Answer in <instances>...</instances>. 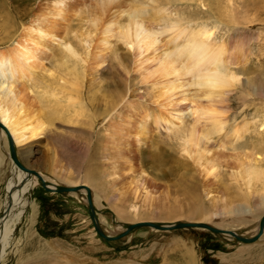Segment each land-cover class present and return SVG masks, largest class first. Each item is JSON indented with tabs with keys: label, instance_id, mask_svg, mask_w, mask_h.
I'll return each instance as SVG.
<instances>
[{
	"label": "bare ground",
	"instance_id": "obj_1",
	"mask_svg": "<svg viewBox=\"0 0 264 264\" xmlns=\"http://www.w3.org/2000/svg\"><path fill=\"white\" fill-rule=\"evenodd\" d=\"M93 2L90 12L99 15H93L94 17L88 20L91 30L84 34L69 32L68 29L61 35L54 26L45 29L44 22L50 12L56 9V13L60 14L62 10L60 4L63 1L51 0L45 14L31 16L28 24L20 29L19 36L8 34L4 37L5 41L10 40L7 48H0V165L4 155L10 159L7 168L10 176L6 181L8 199L3 204L4 209H9L15 203H23L22 194L37 182L45 188L50 186L51 188L47 189L51 191H57L59 187H69L50 182L41 172L24 167L16 151L19 146L29 148L31 142H40L41 139L55 136L53 127H49L54 121L52 114L58 111L67 114V117L63 115L65 121L82 124L83 129L88 127L84 132L94 136L96 147L88 142L70 141L68 146L76 158L85 155L92 147L98 149L97 154L103 171L99 172L98 179H95V188L97 192L102 191L99 194L107 203L114 202L116 192H113V188L117 183H121V190L117 195L121 196L120 198L123 199L122 195L128 193L137 199V203L142 201L145 205L148 201L149 205L156 204L151 203L154 200L151 194L162 185L146 173L141 162L143 147L150 146L156 138L174 151L173 153L176 152L182 162L191 166L190 178L196 175L206 183L210 180L222 181L223 174H227L225 185L228 188H242L244 191L252 189L258 183L264 185V119L259 120L255 118L256 115L251 116L249 120L242 119L241 123L236 122L238 112L233 110L232 104L235 98L240 102L242 109L258 99H264V89L254 84L257 79L248 76L243 78L241 74L252 58H257L255 60L260 62L259 57L264 54V34H261L259 29L257 35L245 34L241 32L244 29L239 27L245 23L246 28V25L251 23L247 21V17L252 14L251 21L259 20L262 9L264 11L263 5L259 4L261 9L255 8L252 13H247L240 11L244 0H132L127 9L117 6L114 0ZM181 2L195 3L199 17H186L181 10ZM254 4L252 2V5ZM208 7L209 12L214 13L212 16L204 11V8ZM97 16H103L101 24ZM204 16L206 20L202 19ZM17 29L18 27H15V30ZM233 32L236 33L235 36L232 35ZM238 33L242 35H237ZM2 39L0 37V42ZM41 41L49 46L46 50L35 48ZM54 47L57 48L56 55L52 52ZM42 61L48 64L56 63L54 66L60 71L58 76H54L53 70L49 71L48 79L46 78L49 82L44 83V88L48 91L43 94H49V97L53 98L52 106L42 115L49 125H45L41 117L31 120L28 108L17 89V85L25 80L30 82V87H27V83L24 85L27 88L26 94H35L32 88L40 83L35 70L44 63ZM113 62L124 71L120 72L121 74L125 73L127 78L136 80L135 84L126 86L122 93H109L101 86L100 75ZM249 96L251 98H248ZM247 133L248 137L254 138L252 141L249 138L253 146L248 147V151H241L245 146L240 144ZM6 140L7 149L4 148ZM155 147L159 148V143H155ZM227 156H233L237 170L223 168L226 166ZM156 158L175 159L174 156L165 157L161 151ZM178 176L183 178L181 173ZM180 178L177 179L179 182L186 180ZM82 184L85 186L80 191L94 196L95 189L88 185L89 182ZM69 191L72 190L63 193ZM105 191L107 192L103 193ZM162 194L165 199L168 193L162 191ZM89 195L87 202L92 206ZM258 198L264 204V194ZM137 203L128 205L130 215L139 212L140 204L137 206ZM157 204L159 207V203ZM242 207H245L246 211L250 210L249 205L241 203L219 210L231 215L241 212ZM103 210L109 213L115 211L109 207ZM90 212L93 215L95 213L92 210ZM9 215L12 213L3 215L4 227L2 226V231L0 229V259L11 231L9 224L7 226L9 221L6 220ZM19 216L20 213L15 218ZM263 217L264 214L260 222ZM248 218L247 216L246 219ZM177 220L171 223L166 221L163 225L154 221L151 222L154 226L150 227H188L180 225L182 222ZM237 221L241 220L236 219L235 222ZM92 222L93 225L94 222L100 225L95 216ZM112 222L116 229L114 234L122 232V236L138 228L129 229L128 226L135 224L128 223L129 221ZM205 225L207 224L203 226ZM257 226L256 231L260 230V223ZM263 226L264 221L261 234ZM153 228L151 229L157 230ZM217 229L222 230L218 233L227 236L231 241H240L237 239V236H241L238 232ZM250 247L243 250L249 251Z\"/></svg>",
	"mask_w": 264,
	"mask_h": 264
},
{
	"label": "rangeland",
	"instance_id": "obj_2",
	"mask_svg": "<svg viewBox=\"0 0 264 264\" xmlns=\"http://www.w3.org/2000/svg\"><path fill=\"white\" fill-rule=\"evenodd\" d=\"M50 1L51 0H0V37L3 38V41L1 40L0 42L1 50L7 48L6 46L9 45L10 42V40L5 41L4 37L8 34H17V36H19L21 34L20 29L28 24L31 20V16L35 14L43 16L45 14L44 12ZM59 1H63V3L60 4V6H62L60 7L62 8L61 13L57 14L56 9H53L44 22L45 29L54 26L56 31L61 35L68 31V29L69 32H75L77 34H84L86 31L91 30L88 20L94 17L93 15H99L94 12L91 13V4H94L93 0ZM244 1L245 2L240 7V11L252 13L255 8L261 9L259 4L263 5L262 8H264V0ZM129 2L132 3V0H114L117 6L125 9L129 8ZM252 2L255 4L252 5ZM181 4V10H183L182 12L186 17H189V15L191 18L199 17L197 14L198 6L195 3L181 2ZM204 11L209 13L208 15L210 16L214 14L209 12V7L207 9L204 8ZM262 12L259 20L256 22L251 21L253 14L247 17V21L251 23L246 25L247 29L244 28L245 23L240 24L239 27L244 29L241 30V32L245 34L254 33L257 35L256 32H258L257 30L259 29L261 30V34H264L263 9ZM97 17L101 24L103 22V16ZM202 19L206 20L207 18L204 16ZM230 23L229 25L231 26L232 24ZM15 27H18V29L15 30ZM3 34L4 36H1ZM96 34L97 36L99 35L98 30ZM232 35L235 36L236 33L233 32ZM237 35L242 34L238 33ZM97 36L95 35V37ZM47 47L49 46L47 43L45 44L44 41L35 45V48L41 50H46ZM54 48L52 52L56 55L57 48ZM255 59L257 60V58H252L249 61L247 66L248 69L246 68L243 70L241 74L243 78L248 76L249 78L257 79L254 81V84H256L258 88L264 89V54L259 57L260 62ZM42 63L43 64L35 70L38 75L37 78L40 81V83L34 85L35 87L32 88L35 94H26L25 90H27V88L25 86L27 85V87H30V82H26L25 80L21 82L22 84L20 83L17 85V89L20 91V98L28 108L31 120H34L35 117H41L42 122L44 121L43 123L45 125H49V122L42 115L52 106L53 102H51V100H53V98L49 97V94H43L44 91H48L44 88V83L46 84L49 82L47 80L49 71L53 70L54 76H58L60 71L55 68L54 65L56 63L48 64L45 61H42ZM120 72L123 73L124 71L122 72L115 62L111 63L109 68L105 69L100 75L102 88L111 93H122L126 86L135 84L136 80L127 78L125 73L121 74ZM253 74L258 77H255ZM260 78L262 79L260 80ZM84 81L82 84L83 86ZM38 92L40 94H38ZM248 98L251 97L249 96ZM36 99L37 101H35ZM233 100V110L239 113H237L236 122L241 123L242 119L247 118V120H249L251 116L255 117L256 115L255 118L259 120L260 118L261 120L264 119V99H258L251 103L253 105H245L248 107L243 106L242 109H240V102L235 100V98H233ZM257 104L259 106H257ZM259 107L263 108L259 109ZM58 108L60 107L58 106ZM87 112L90 113L89 110ZM52 115L54 121L53 125L49 128L53 127L52 129L56 132V135H52L53 137L49 136L46 140L41 139L40 142H31L29 148H24V146L17 147V156L24 167L32 171L41 172L48 181L58 182L61 186L69 185V187H76V190L75 192L69 191V193L51 191L47 189L51 188L50 186H46L47 188H45L37 182L35 186L29 188L22 194L23 203H15L12 207L5 210L3 204L5 200L8 199L6 181L10 176V171L7 169L10 159L4 155V160L0 165L1 231L3 230L2 226L4 224V222H2L4 220L3 215L7 216L10 213H12V215L6 217V220L9 221L7 222V226L9 224L8 228H10L11 231L7 238V244L4 246V254L0 259V264H264V226L260 237L249 243L237 240L231 241L227 236L224 237L225 235L222 233L213 232L203 226L207 224L219 229L234 230L244 237L254 236L259 230L257 229L256 231L255 228L260 223V219L264 214V204H262L260 198H258L262 193L264 194V185L258 183L259 185L256 184L252 189L244 191L242 188L239 189L235 186V188H232V186L228 188L225 185L228 179L227 174H223L224 176L227 175V177L223 178V176L222 181L210 180L206 183H203L196 175L190 178V176H192L189 175L192 171L190 169L191 166L182 162V158L176 152L173 153L174 151L163 145L159 138H156L152 141L150 146L143 147L141 155L142 166L146 173L151 175L156 183L162 185L155 191L157 194L155 192L151 194L154 200H151L152 202L149 200V202H156V204L149 205L150 203L148 204V201L145 205L141 203L142 201L137 203V199L128 193L122 195L123 199L120 198L121 196L117 195L121 190V183H117L113 188V192H116L114 202L107 203L103 196L99 194V192L102 191L98 190L97 192L95 188V179H98L99 172L103 171L98 157L99 155L97 154L98 149L92 147L89 152H86V156L81 155L82 157L76 158L74 152H72L68 146L69 141L79 143L88 142L94 145V136L84 132L86 129H89L88 127L83 129L82 124H73L69 121H65L63 118V115L67 117L65 112L60 113V111H58ZM50 137L53 139L51 138L50 140ZM245 137L246 138L243 139L244 141L242 140L240 144V146H245L240 149L241 151H248V147L253 146L251 144V141L254 140V138H252L253 136L248 137L247 133ZM262 138L264 144V137ZM52 140H54L55 143ZM155 143H159V148L156 149ZM1 146L2 145H0V153L2 151ZM94 147H96V144ZM4 148H8L7 140L4 142ZM262 149L264 152V146ZM160 151L165 157L174 156L175 159H157L156 155H158ZM232 157L233 156H227L225 158L227 159V163L223 168L229 169L230 167L229 170L238 169ZM176 163L179 165H175ZM176 173L179 175L181 173L182 177L184 179L186 178V180L180 178ZM192 174L194 173L192 172ZM185 175L186 177H184ZM84 178L85 181L89 179V181L86 182H89L88 185H90L93 190L95 189V191H93L94 196L87 193L84 194L80 191L82 187L85 186L82 183H86ZM178 178L184 181L179 182ZM162 191L168 193L165 199L162 198ZM106 192L107 191L103 193ZM87 195H89L92 206L87 202ZM131 203H137V206L140 204V210L135 215H130L128 211V205ZM157 203H159V207H157ZM236 203L249 205L251 211L247 210V212L245 207H242L241 212L230 215L228 212L222 213L221 210H219L223 207L226 209V207ZM93 207L95 208L93 209ZM108 207L115 211L109 213L107 210H103ZM90 210H92L93 213L95 211L94 216L99 221V227L107 235H120L122 233L114 234L116 230L114 222H112L114 220L118 222L129 221L128 223L155 221L163 225L166 221H170L171 223L178 219L177 221L182 223L199 225L188 226L186 228H169L168 226H166L168 228H153L150 226H141L115 240L109 241L96 232L91 219ZM212 211L213 214L215 213L214 216L217 215L216 218L213 214L211 215ZM19 213L20 216L16 219L15 217ZM246 214L249 217L248 219H246ZM257 216L259 217L258 220L256 219ZM230 218H233L234 221ZM236 219H240L241 221L235 222ZM200 227L206 230L201 231ZM151 228L157 229L158 231L152 230ZM2 242L4 243V241ZM245 247H250L251 249L246 251ZM243 248L245 249L243 250Z\"/></svg>",
	"mask_w": 264,
	"mask_h": 264
},
{
	"label": "water",
	"instance_id": "obj_3",
	"mask_svg": "<svg viewBox=\"0 0 264 264\" xmlns=\"http://www.w3.org/2000/svg\"><path fill=\"white\" fill-rule=\"evenodd\" d=\"M14 160H15V158H13ZM16 161V160H15ZM68 190H72V191H75L76 190V187H71V188H69V187H59V188H57V191H59V192H63V191H68ZM91 211V210H90ZM90 214H91V219H92V221H93V219H94V215L90 212ZM264 218V217H263ZM263 221H264V219H262L261 220V222H260V230H261V228H262V225H263ZM154 226V223H151V222H140V223H135V224H133V225H130V226H128V228L129 229H132V228H137V227H140V226ZM180 225H183V226H197V225H199V224H193V223H187V224H180ZM177 226H179V225H177ZM177 226H175V227H177ZM205 227H207L208 229H210L211 231H213V232H219V231H222V230H218L217 228H214V227H212V226H207V225H205ZM94 228H95V230H96V232L97 233H99L104 239H106V240H109V241H111V240H115V239H117V238H119V237H121L122 236V234L121 235H117V236H107L101 229H100V227L96 224V222H94ZM260 230L258 231V233L256 234V235H254L253 237H251V238H246V237H241V236H237V239H239L240 241H243V242H249V241H254V240H256L257 239V237L261 234L260 233ZM127 233V232H126ZM126 233H124V234H126ZM230 234H232L233 235V233L232 232H230Z\"/></svg>",
	"mask_w": 264,
	"mask_h": 264
}]
</instances>
